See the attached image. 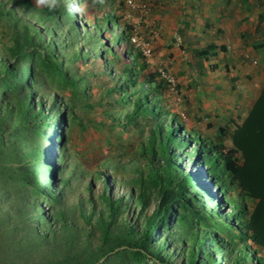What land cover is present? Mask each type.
I'll return each instance as SVG.
<instances>
[{
    "label": "trees",
    "instance_id": "16d2710c",
    "mask_svg": "<svg viewBox=\"0 0 264 264\" xmlns=\"http://www.w3.org/2000/svg\"><path fill=\"white\" fill-rule=\"evenodd\" d=\"M4 4L5 1H0V16L12 14L16 28L11 34L9 50L0 53L3 54L0 56V202L6 197L8 204V208L3 210L0 203V264H145L153 261L155 264H170L174 261L170 257L175 255L181 258V264H221L219 257L225 249L214 234L216 217L206 205L207 199L213 200L210 198L211 192L203 184L204 190L198 189L195 173L184 171L182 165L175 162L178 149L190 145L192 141L198 143L204 152L197 156L201 157L198 164L208 165L211 183L220 190L226 187L221 181L230 177V183L240 189L232 216L245 217L246 221L238 232L234 229L242 223L238 221L231 227L226 224L225 228L233 231V239L228 241L237 246V252L233 259L227 250L224 264H248L247 256H253L259 261L258 264H264L263 257L258 255V248H251L253 244L264 248V87L247 117L231 133L233 147L228 148L225 143V134L228 133L225 127L220 129L218 140L212 144L200 135L183 134L180 128L184 124L169 120L151 127L149 141L140 145L138 154L147 162L138 177L119 178L117 172L124 165L119 164V158L108 156L112 160L103 161L101 169L97 171L99 178L106 181L102 196L108 209L100 213L95 224L91 221L95 213L91 212L83 217L86 223L80 225L75 217L64 211V204L60 202L63 201L64 190L59 187L61 192H58L53 188L55 185L42 189L43 184L37 179L41 177L39 169L42 162L48 159L53 169V162L63 158L62 153L53 157L55 150L63 149L67 116L72 114L73 121H78L82 126L91 123L99 128L111 129L122 122L131 124L134 114L146 113L157 117L163 110L160 99L155 95V89L144 86L145 82H141L140 88H135L141 72H137L124 54L116 50L117 44H123L133 56V61L139 60L140 55L133 52L129 44L130 28L116 31L114 42L112 38L105 37L106 49L113 59L102 58L98 41L105 29L100 25V19H96L95 33L90 30L83 35L76 22L75 9L65 8L61 0H50L49 6L40 11L23 2L21 7L27 8V18H21L13 7L6 8ZM112 18H115L114 15L107 14L103 22ZM37 22L42 27H38ZM64 46H67L66 51L63 50ZM214 46L210 44L207 49L198 52L200 55L207 54ZM94 58L101 59L100 63L79 75L68 73L69 67L63 62L65 59L66 62L81 59L88 63ZM117 62L122 64L121 73L115 67ZM139 67L146 68L147 64L144 62ZM46 72L56 84L44 83L45 88H51L57 97L40 93L42 88L39 82L43 81ZM96 75L99 79L103 78L102 81L92 80ZM104 78L108 79L107 82ZM92 86L98 89V101H92V92L84 95L83 90ZM131 87H134L133 94L139 92L135 99L129 94ZM157 88L164 90L165 85L160 83ZM116 101L124 106L131 102L134 110L131 111L129 105L115 106ZM102 104H106L104 119L94 120L91 111V118L87 121L81 114H74L77 107L89 110ZM53 116L58 118L61 132L57 130L50 135L49 129L54 122L49 121ZM123 148L127 153L129 147ZM107 168L111 171L109 177L105 174ZM111 182L116 188L120 189L121 186L129 191L132 199L128 195L130 201L125 203L135 202L141 206V218H133L135 224H139L137 227L130 218L124 220V227L117 224L118 220L124 218L121 214L126 207L125 204L122 206L124 198L115 197L116 193L111 191ZM57 184L60 186V183ZM131 184L134 187L131 188ZM29 187L31 194H28ZM137 187L138 192L134 193ZM40 191L63 211L58 214L49 211L43 230L38 228L40 215L37 198ZM224 196L226 203L229 199L226 194ZM153 199L154 207L149 212ZM240 199L253 201V206L240 204ZM215 201L216 206L223 203L222 198ZM75 208L77 213L84 212V207L79 204ZM11 209L15 210L13 218L18 217L15 223H11ZM43 210L45 212L47 209ZM41 216H45V213ZM217 217L216 221L219 215ZM223 224L220 226L223 227ZM96 231H100L97 245L93 241ZM155 237L159 238L158 242H154ZM206 238L210 248H206ZM190 240L191 243L186 245L185 242ZM162 242L167 246H163ZM123 245L132 249L133 259L128 262L123 257V249L115 251Z\"/></svg>",
    "mask_w": 264,
    "mask_h": 264
},
{
    "label": "rangeland",
    "instance_id": "374dc122",
    "mask_svg": "<svg viewBox=\"0 0 264 264\" xmlns=\"http://www.w3.org/2000/svg\"><path fill=\"white\" fill-rule=\"evenodd\" d=\"M1 2L5 1V7H13L15 11L21 15V18H27V8L21 7L23 2L27 3L29 6L35 8L36 10L40 11L44 8L48 7L50 4V0H0ZM193 1V0H192ZM192 1L190 0H134L133 3H130L129 0H61L62 6L68 9L75 8L77 10V19L76 22L79 24V28L81 29L82 34H85V31H92L96 32V19H100L99 23L104 29L103 36L100 37V40L98 41L101 45V56H105L106 58L113 57L110 55L109 51L106 49V42L104 40L105 37L112 38V42H114V35L117 33L119 29L123 28H130V36L137 35L138 42H135L133 44L131 38L129 39V44L133 49V52H136L140 55L139 60L136 62L133 61V56L131 54L124 55V58L131 63L135 68L137 72L140 73V80L135 88H140L141 86V80L146 77L145 74V68L140 69L139 66L146 63L147 59L146 56L142 54V50L144 45L149 46V48L153 51V58L152 62L148 64L147 69L148 70H156L160 67H163L165 72H170V65L168 63H162V64H155L154 58L155 56H162L160 54V50L157 49V44L160 46L162 45V48H167L178 41L180 38H182V43H184L183 38H185V33L192 30L190 20H184L187 16H189V12L185 11L188 9V6H191ZM191 3V4H190ZM21 7V9H19ZM4 8V7H3ZM107 14L114 15L115 18H112L111 21H104V18ZM12 14L2 15L0 16V53H6L9 50V46L12 44L11 40V34L13 29L16 28L15 20L11 17ZM28 18L30 16L28 15ZM186 21V22H184ZM181 23V24H180ZM38 27H42V24H39L37 22ZM194 30V29H193ZM197 30V34L200 32ZM199 35V34H198ZM201 35V34H200ZM171 41L170 44H161L160 41L162 40ZM109 42V41H108ZM107 42V44H108ZM200 40H196L193 44L187 45L190 49H194V46L198 43H200ZM82 45V42L80 43ZM141 47H139V46ZM67 46L63 47V50L66 51ZM106 49V50H104ZM243 49V48H240ZM116 50H123L128 51L126 48L123 47V44H117ZM234 51V50H233ZM236 52V51H235ZM242 54V50L239 51ZM251 51H244L242 54L245 61L249 62L248 66H253L254 69H258L260 72L258 76L252 72H247V79L252 80V78L255 80V82L260 86L264 87V69H261L263 64L255 63L252 59ZM3 54H0L2 56ZM249 55V56H247ZM167 56V57H166ZM165 57L167 60L169 59L170 53L167 54ZM249 59V60H248ZM251 59V60H250ZM101 60V59H100ZM100 60L97 58L91 59L88 63L80 60H74L72 62H66V59L63 60L66 67H69L68 73L72 74H82L86 73V70L88 68L96 67V63H100ZM138 64V65H137ZM168 64V65H167ZM159 65V66H158ZM115 67L119 70L121 73V67L122 64L120 62H117ZM117 71V70H116ZM172 71V69H171ZM118 72V71H117ZM118 72V73H119ZM173 72V71H172ZM42 75V74H41ZM159 77V76H158ZM49 72H46L43 74V81L39 82L41 84L39 87L42 88L40 93H46L51 94V96L57 97L58 95L54 92H52V89L47 90L45 88L44 83L49 85H54L55 82H52ZM103 79V78H101ZM98 78L96 75L92 80L94 81H102ZM107 82L108 79L104 78ZM146 81V80H145ZM89 83V82H88ZM87 83V84H88ZM112 83V82H111ZM143 83V82H142ZM94 85V84H92ZM145 85V83H144ZM156 85V84H155ZM96 86V85H95ZM2 90V86L0 84V93ZM98 89H96L94 86L88 88V90H83L84 95H87L89 92H92L93 98L92 101H98L100 95L98 94ZM134 93V87L129 88V94H132V98L135 99L139 95V92ZM69 94V92H67ZM60 96V95H59ZM172 96V95H171ZM176 96V94H175ZM115 98V97H114ZM108 99V98H107ZM167 101V105L165 104L163 107L164 109L160 110L161 114H158L157 117H152L150 115H147L146 113H142L140 115L134 114V118L131 121V124H125L122 122L121 124H116L113 128L103 129L99 128V126H96L95 124H89L87 126H82L79 124L78 121H73L74 118L70 114L67 116V125L64 127V141H63V149L56 150L57 154L62 153L63 158L62 160H58L54 163V168L52 169L50 166V161L46 159L45 163H41V168L39 171L41 172V177H38L39 183L43 186H41L42 189H45V186L52 187L51 185H55L53 188L64 190V196L63 201H60L64 204V211L66 214L70 215L72 218H76V223L80 225H84L86 223L84 216L88 215L91 212L95 213V216H92L91 221L97 220V217H99L100 213L107 208L106 201L102 196L103 187L106 181H104L102 178H99V173H97L98 170H100V164L103 163L106 159H109L111 157L119 158V164L124 165V168L117 172V175L119 178L124 177L125 179L131 178V177H138V175L141 174V171L145 169L146 160L143 156L139 155L138 149L140 148V145L145 141H149V136L151 132H149V129L153 127L155 124L160 122L161 124L165 121L168 122L169 120L174 121L179 117L182 118V114L179 113L178 110L175 109V105L171 104V98L170 96L164 98ZM174 100V99H173ZM181 99H178L176 96V102H181ZM175 102V103H176ZM121 102L114 103L115 106L122 105L119 104ZM106 104H102V106L96 105L95 107H92L91 109H81L80 107L76 108V112L74 114H81L84 117V121H87L88 118H91L89 116V112L91 111L92 118H97L99 120L104 119L106 116L104 115V111L106 110ZM126 106L129 109L134 110L133 104L126 103ZM242 106H238V111H236L235 115L240 113L239 118L240 120L242 118V115H245L248 113L247 109H242ZM128 109V110H129ZM155 110V108H153ZM73 114V115H74ZM245 117H247L245 115ZM51 120L49 122H54V124H51L49 129V134L52 135L57 130L61 132V130L58 129L59 127V120L58 118H50ZM228 121H232L234 118H227ZM188 117L184 118V121L187 122ZM235 120V119H234ZM200 121V120H198ZM188 125V123H187ZM198 125V124H197ZM195 127V126H194ZM198 130V133H196L195 130H192L193 135H200L202 137H205L208 141V143L214 144L215 141H217V132L214 131L213 126L211 128L205 129L202 126ZM203 128V129H202ZM229 130V129H228ZM228 132V131H227ZM227 147H233V142L229 137V134H225ZM123 140V141H121ZM58 141H60L58 139ZM125 143L121 144L120 143ZM48 146V145H47ZM123 147H129L128 152L126 153L125 149ZM49 148V146H48ZM63 150V152H62ZM59 152V153H58ZM204 153L201 149L198 143L191 142L190 145L181 146L178 149V152L175 156V162H178V165H182L184 168V171H189L192 167L196 166L197 162L196 160H199L201 157H197L199 154ZM49 154V153H48ZM47 154V155H48ZM205 154L207 152L205 151ZM241 155V154H240ZM55 157V158H56ZM157 159V158H156ZM56 160V159H55ZM109 160H112L110 158ZM114 160V158H113ZM158 162V161H157ZM162 162V161H161ZM161 162L159 163L161 165ZM153 164V163H152ZM158 164V165H159ZM164 164V163H162ZM49 165V166H48ZM199 171H203L204 175L209 174V177L211 176V171L208 170L205 163L200 164ZM48 166V167H47ZM42 169L47 170V172H43ZM198 170V167L195 169ZM209 171V172H208ZM110 169H106L105 174L109 177L110 175ZM52 177V179H50ZM203 181L206 182V176H202ZM51 180V181H50ZM223 184L226 185L225 188H221L218 190L219 197L222 198V201L224 203L225 194L228 202L222 203V205H217L215 200L210 201V203L206 204L208 210H210L214 216L216 217L214 219V223L216 225L215 227V236L218 239V242H221L222 247L225 249V252L223 255L219 257V260L221 264H224V257L226 255L231 254V256L234 255L235 252H237V246H235L234 243H231L228 241L233 239L232 238V230H230L228 227L235 226L237 222L239 221L242 223L241 226L235 227V231L238 232V230H241V227L243 226V222L245 223L246 218L245 217H233V209H234V203L237 202V198L240 196V189L237 187V185L230 183V177H228L226 180L221 181ZM51 183V184H50ZM56 183H60V186ZM138 185V183L136 184ZM111 191H113L115 194V197L122 196L123 199V205L125 204L126 210L123 211L121 214L123 219H120L117 221V224L124 227L122 224L124 223V220L127 218H130L131 223L135 224L133 221V218H137L139 220L141 206L136 205L135 202L131 203H125L126 201H130L132 199V196L129 194V191L126 188H123L119 186L120 189L116 188L114 185V182L110 183ZM130 187H134L133 184L130 185ZM202 187V186H201ZM198 189H202L200 187H197ZM123 189V190H122ZM138 187L134 190V193L138 192ZM29 193L31 194V189L29 187L28 189ZM61 192V191H60ZM214 192V191H213ZM6 193V192H5ZM4 193V195H5ZM3 195V197H4ZM128 195L130 196V199L128 198ZM2 197V198H3ZM126 199V200H125ZM38 203V213L40 215L39 217V226L38 228L40 230L44 229V226L47 222V216H49V211H53V214H58L60 211L59 206L55 205L50 202V198L47 196V194H44L43 191H40V196L37 198ZM240 204H243L245 206L246 203H248L249 206H253V201H247L245 199H240L238 201ZM1 206L3 207V210H6L8 208L7 199L6 197L3 198V200L0 202ZM230 203V207H229ZM79 204L82 207H84V212L77 213L74 210H77L75 206ZM129 205V206H127ZM42 206V207H41ZM154 207V199L152 201V205L149 207V212L152 211ZM217 207V208H216ZM43 208H46L47 210L44 212ZM80 210V209H79ZM12 217L11 223H15L18 220V217L13 218L15 216V210H10ZM63 212V211H62ZM45 213V216H41ZM219 213H224V216L219 215ZM3 215V214H2ZM217 215H219V222L216 221L218 218ZM5 216V215H3ZM80 216V218H79ZM49 218V217H48ZM212 219V218H211ZM210 219V221H211ZM224 222L223 227L220 226V224ZM96 222H94L95 224ZM235 223V224H233ZM88 224V222H87ZM213 224V222H212ZM226 224H229L228 227L225 228ZM233 224V225H232ZM136 225V224H135ZM139 225V224H138ZM136 225L135 227H137ZM116 226V224H115ZM114 226V227H115ZM209 227H204L206 229ZM197 227L194 228V232ZM82 231V230H79ZM83 233V231L81 232ZM96 238H93V241L96 244L97 236L100 235V231L95 232ZM222 237V238H220ZM154 242H158L159 238L155 237ZM236 241L238 238L235 239ZM206 245L210 248L209 241L207 238L205 239ZM163 246H167L162 242ZM191 240L189 242H185L186 245L190 244ZM253 246V247H252ZM251 248H258V255L262 256L264 259V248L256 245H252ZM228 247V249H226ZM123 249V257L125 258L126 262L133 259V253L132 249L128 247L127 245H123L121 248H116L115 251H119ZM188 250V249H187ZM228 250V252H227ZM173 251V250H171ZM234 251V252H233ZM233 252V253H232ZM172 253V252H171ZM168 257V256H167ZM170 257V256H169ZM172 260H174L170 264H181V258H179L177 255L175 257H170ZM234 259V256H233ZM256 259L253 256H249L247 258L248 264H258L259 262L255 261ZM115 262V260H114ZM125 263V262H124ZM168 263V262H167ZM166 263V264H167ZM145 264H155V262L151 263H145Z\"/></svg>",
    "mask_w": 264,
    "mask_h": 264
},
{
    "label": "crops",
    "instance_id": "0c3cea01",
    "mask_svg": "<svg viewBox=\"0 0 264 264\" xmlns=\"http://www.w3.org/2000/svg\"><path fill=\"white\" fill-rule=\"evenodd\" d=\"M185 11L189 16L184 20H190L192 30L184 34V43L180 38L168 49L157 44L162 56H155L154 62L168 63L176 76L177 97L182 101L173 104L188 117L187 126L197 133L198 126L205 131L213 126L217 133L225 127L232 140L231 133L246 118L262 91L253 78L247 79V72L258 76L260 71L248 66L242 54L251 51L252 59L263 64L264 69V0H193ZM195 29H199V35ZM168 40L160 43L170 44L172 40ZM196 40L201 42L190 49L187 45ZM210 44L214 48L200 55L198 51ZM239 105L248 111L240 120V113L235 115ZM231 116L235 120L228 121Z\"/></svg>",
    "mask_w": 264,
    "mask_h": 264
},
{
    "label": "clouds",
    "instance_id": "9594fccd",
    "mask_svg": "<svg viewBox=\"0 0 264 264\" xmlns=\"http://www.w3.org/2000/svg\"><path fill=\"white\" fill-rule=\"evenodd\" d=\"M73 9H75V8H73ZM75 12H76V14H77V10L75 9ZM78 15V14H77ZM135 35H132V37L130 36V38H131V40H132V42H133V44H135L136 46H137V44L133 41V37H134ZM129 38V39H130ZM139 46V45H138ZM124 47V46H123ZM140 47V46H139ZM141 48V47H140ZM141 50H142V54L144 55V56H146V59H147V61H146V64H147V67H148V64H150V62H152V58H153V51H152V53H151V55L150 56H147L145 53H144V50L141 48ZM124 55H128V51H123V50H120ZM147 67L145 68V74H146V77H148V78H144L143 80H141L142 82H145V87L146 88H151V89H155V95H157L158 97H159V99H160V105L162 106V108L164 109V105L166 104L167 105V101L164 99L165 97H168V96H170L171 98L173 97V99L171 100V104H173L175 101H176V96H177V94L179 93V88H178V81L176 82L177 84H176V86H175V89H173L172 88V86L170 85V83L168 82V80L167 79H165L164 78V76H163V74H162V71H165L164 69H163V67H160L159 69H156V70H153V69H151V70H148L147 69ZM167 72H169V71H167ZM170 73H172V75L176 78V76L174 75V73L171 71V69H170ZM159 76V77H158ZM177 79V78H176ZM146 80V81H145ZM164 84L165 85V89L164 90H162V89H159V88H157L158 87V85L159 84ZM156 84V85H155ZM156 90H157V92H156ZM158 90L160 91L159 93H158ZM175 94H176V96H175ZM172 95V96H171ZM154 97V96H153ZM156 98V97H155ZM178 98V97H177ZM173 101V102H172ZM184 118H186V115L185 114H182V118H180L179 119V117L175 120V121H178V122H180V123H183L184 124V126L183 127H181L180 128V131L184 134V133H188V134H190V135H193V129H190L188 126H187V124H186V122L184 121ZM175 125H178V124H175ZM197 133V132H196ZM197 135V134H196ZM57 140H58V138H57ZM58 142V141H57ZM193 142V141H192ZM193 143H195V142H193ZM56 154H57V152H56V150H55V156L53 157V158H55L56 157ZM195 162H197V164H196V166H194V167H192L189 171H191V172H193V173H195V175H194V179H195V181H196V184H197V187H200V188H202L203 189V186H202V184L204 185V186H206L207 187V189L211 192V198L213 199V200H217L218 199V197H219V194H218V188H217V186L214 184V183H211V181L209 180V174H207V175H204V172L201 170V171H199V169H200V164H198V160H196ZM198 167V170H195L196 168ZM209 172V171H208ZM202 176H206L205 178H206V182H204L203 181V177ZM202 186V187H201ZM204 190V189H203ZM214 191V192H213ZM206 194V193H205ZM207 203H210V201L207 199ZM224 214V213H223ZM219 215H222V213H219ZM250 243H252L251 241H250ZM249 255V254H248ZM249 256H247V258H248ZM255 261H257V262H259L257 259L255 260Z\"/></svg>",
    "mask_w": 264,
    "mask_h": 264
},
{
    "label": "built area",
    "instance_id": "2783aa9c",
    "mask_svg": "<svg viewBox=\"0 0 264 264\" xmlns=\"http://www.w3.org/2000/svg\"><path fill=\"white\" fill-rule=\"evenodd\" d=\"M129 2H130V3H133L134 0H129ZM133 41H134V42H138V40H137V35H135V36L133 37ZM143 50H144V53H145L147 56H150L151 53H152V49L149 48V46H147V45H144ZM247 56H249V55H247ZM254 62L257 63V60L255 59ZM162 74H163L164 78L168 80V82L170 83V85L172 86V88L175 89V86H176V84H177V83H176V82H177V79L172 75V73L162 71Z\"/></svg>",
    "mask_w": 264,
    "mask_h": 264
},
{
    "label": "bare ground",
    "instance_id": "6f19581e",
    "mask_svg": "<svg viewBox=\"0 0 264 264\" xmlns=\"http://www.w3.org/2000/svg\"><path fill=\"white\" fill-rule=\"evenodd\" d=\"M211 198V197H210Z\"/></svg>",
    "mask_w": 264,
    "mask_h": 264
}]
</instances>
